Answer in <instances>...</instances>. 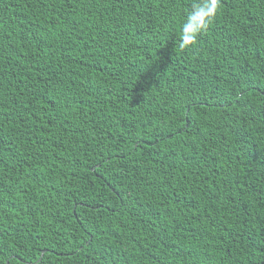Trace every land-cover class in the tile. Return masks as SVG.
<instances>
[{"label": "trees", "instance_id": "obj_1", "mask_svg": "<svg viewBox=\"0 0 264 264\" xmlns=\"http://www.w3.org/2000/svg\"><path fill=\"white\" fill-rule=\"evenodd\" d=\"M202 2L0 0V264H264V0Z\"/></svg>", "mask_w": 264, "mask_h": 264}, {"label": "clouds", "instance_id": "obj_2", "mask_svg": "<svg viewBox=\"0 0 264 264\" xmlns=\"http://www.w3.org/2000/svg\"><path fill=\"white\" fill-rule=\"evenodd\" d=\"M219 7L220 0H203L193 5V11L180 27V49L196 43L198 35L211 25Z\"/></svg>", "mask_w": 264, "mask_h": 264}, {"label": "water", "instance_id": "obj_3", "mask_svg": "<svg viewBox=\"0 0 264 264\" xmlns=\"http://www.w3.org/2000/svg\"><path fill=\"white\" fill-rule=\"evenodd\" d=\"M44 253H45V251H42L41 256H40V258L38 259L37 262H39L41 260V258H42V256H43Z\"/></svg>", "mask_w": 264, "mask_h": 264}]
</instances>
